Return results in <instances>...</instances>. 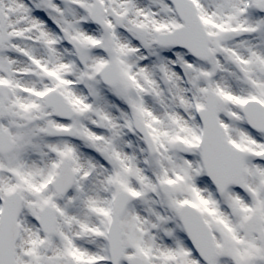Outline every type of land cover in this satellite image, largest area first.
I'll use <instances>...</instances> for the list:
<instances>
[{
  "label": "snow or ice",
  "instance_id": "1",
  "mask_svg": "<svg viewBox=\"0 0 264 264\" xmlns=\"http://www.w3.org/2000/svg\"><path fill=\"white\" fill-rule=\"evenodd\" d=\"M0 264H264V0H0Z\"/></svg>",
  "mask_w": 264,
  "mask_h": 264
}]
</instances>
